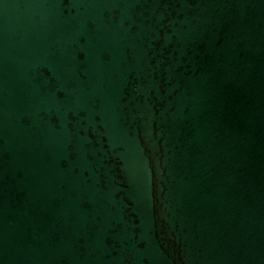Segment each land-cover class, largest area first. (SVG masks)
Listing matches in <instances>:
<instances>
[{
    "label": "water",
    "instance_id": "95a60500",
    "mask_svg": "<svg viewBox=\"0 0 264 264\" xmlns=\"http://www.w3.org/2000/svg\"><path fill=\"white\" fill-rule=\"evenodd\" d=\"M0 264H264V0H0Z\"/></svg>",
    "mask_w": 264,
    "mask_h": 264
}]
</instances>
